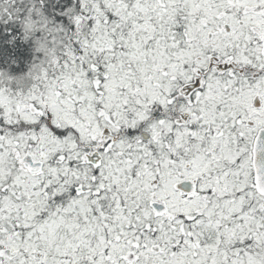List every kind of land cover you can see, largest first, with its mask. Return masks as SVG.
Masks as SVG:
<instances>
[{"label": "snow or ice", "instance_id": "snow-or-ice-1", "mask_svg": "<svg viewBox=\"0 0 264 264\" xmlns=\"http://www.w3.org/2000/svg\"><path fill=\"white\" fill-rule=\"evenodd\" d=\"M0 264H264V0H0Z\"/></svg>", "mask_w": 264, "mask_h": 264}]
</instances>
